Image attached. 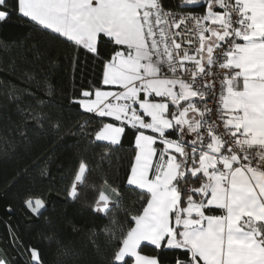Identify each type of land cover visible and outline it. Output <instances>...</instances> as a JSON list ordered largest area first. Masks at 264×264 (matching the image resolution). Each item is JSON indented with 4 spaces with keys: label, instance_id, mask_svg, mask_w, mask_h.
<instances>
[{
    "label": "snow or ice",
    "instance_id": "obj_1",
    "mask_svg": "<svg viewBox=\"0 0 264 264\" xmlns=\"http://www.w3.org/2000/svg\"><path fill=\"white\" fill-rule=\"evenodd\" d=\"M13 21L0 150L55 144L10 186L27 264H264V0H0ZM65 53L94 79L59 104Z\"/></svg>",
    "mask_w": 264,
    "mask_h": 264
},
{
    "label": "trees",
    "instance_id": "obj_2",
    "mask_svg": "<svg viewBox=\"0 0 264 264\" xmlns=\"http://www.w3.org/2000/svg\"><path fill=\"white\" fill-rule=\"evenodd\" d=\"M22 33L23 30L17 27L15 21L0 27V36L7 40L15 41ZM11 51L14 53L15 49L13 48ZM8 55L7 52H0V57ZM71 55V53L63 55L59 71L54 74L57 87L55 102L59 104L63 103L65 95L73 94L80 85L88 84L94 79V65L90 61L85 63L86 58L84 57H81L83 72L77 71L75 76L73 75V68L69 63ZM17 86L24 87L21 84L19 73L14 74L7 61L0 59V137H5L9 142L14 139L10 129L20 122V115L10 100V95ZM63 90H67L66 93ZM67 143L70 144L71 141H67ZM54 147V143L41 141L36 145L35 152L28 155H13L10 150L5 154L3 150H0V253L6 251L14 258V264H27L28 257L24 255L22 245L34 242L35 228L21 208V195L30 188L31 178H25L15 187L10 186L26 168L32 165L33 155L43 154ZM127 149L126 144L125 151ZM55 155L65 158L67 153L61 149ZM118 155H123V153ZM114 179L118 181V177H114Z\"/></svg>",
    "mask_w": 264,
    "mask_h": 264
}]
</instances>
